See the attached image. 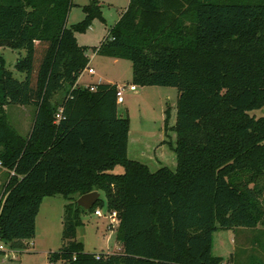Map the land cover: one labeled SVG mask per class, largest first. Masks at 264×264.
<instances>
[{"label":"trees","instance_id":"1","mask_svg":"<svg viewBox=\"0 0 264 264\" xmlns=\"http://www.w3.org/2000/svg\"><path fill=\"white\" fill-rule=\"evenodd\" d=\"M71 7L0 0V48L24 52L14 65L23 80L0 54L2 240L25 249L42 200L61 196L69 203L51 263L222 264L212 254L215 232L264 226V115H250L264 107V0H129L93 48L129 61L134 86L177 89L176 166L156 171L127 157L130 124L118 116L117 85L78 84L90 59L75 34L101 14L90 0L84 19L68 26ZM8 106L34 109L25 137L10 126ZM93 191L104 200L90 212L105 205L117 214L118 252L86 253L76 241L88 212L76 201Z\"/></svg>","mask_w":264,"mask_h":264},{"label":"rangeland","instance_id":"2","mask_svg":"<svg viewBox=\"0 0 264 264\" xmlns=\"http://www.w3.org/2000/svg\"><path fill=\"white\" fill-rule=\"evenodd\" d=\"M71 1L72 7L67 17L68 26L84 19L82 7L90 3V0ZM97 1L101 18H94L85 32L75 34L78 45L88 48V67L94 70L92 76L83 73L79 84L85 86L99 80H112L121 85H130L132 67L129 61L93 53V48L99 47L108 37L120 14L127 8L129 0ZM0 54L4 58L5 68L15 79L23 80L24 75L17 72L14 65L24 52L0 48ZM177 96L178 91L173 87L136 86L134 92L128 88L124 89V102L117 104L118 116L127 118L130 124L127 157L146 164L151 171L161 167L175 169L176 133L173 127L176 121ZM166 110H169L167 129L164 127ZM33 111L32 107L23 106L5 108L10 126L23 137L30 131ZM250 115H264V107L250 112ZM114 172L122 173V168L117 166ZM6 179L7 172L0 168V193ZM100 198L104 200L101 193ZM68 203L69 201L61 196L44 198L36 216L34 238L26 242L29 245L25 249L13 251L7 256L0 255V264H61L51 263L49 254L57 252L62 246V219L64 207ZM96 209L106 216L105 205L104 208ZM105 216L97 217L90 211L81 214L83 225L77 229L76 241L83 244L84 252L111 254L120 250L115 238L117 225L109 224ZM212 254L222 258V264H264V226L258 225L255 229L218 230L213 234Z\"/></svg>","mask_w":264,"mask_h":264},{"label":"built area","instance_id":"3","mask_svg":"<svg viewBox=\"0 0 264 264\" xmlns=\"http://www.w3.org/2000/svg\"><path fill=\"white\" fill-rule=\"evenodd\" d=\"M83 73H87L88 75H94V70L91 67H87ZM82 73V74H83ZM89 85H85L83 87H88ZM128 88L130 91H135L136 90V86L130 84V85H117V90H116V104H122L124 102V98H123V91L124 89ZM94 88H90V90H93ZM62 118L61 116V110H59V112L56 114V122L58 120H60ZM94 215L97 217H103L105 215L102 214V212L99 209H96L94 211ZM106 219H108L109 224H114V225H118V218H117V214L116 212H107ZM29 245V243H28ZM14 250L13 248H11L7 243H5L0 235V255H4L7 256L8 253H12ZM98 259V256L96 257Z\"/></svg>","mask_w":264,"mask_h":264},{"label":"water","instance_id":"4","mask_svg":"<svg viewBox=\"0 0 264 264\" xmlns=\"http://www.w3.org/2000/svg\"><path fill=\"white\" fill-rule=\"evenodd\" d=\"M100 193L97 191L90 192L88 194L82 195L76 201L78 207L82 208L84 211H89L94 204L97 202Z\"/></svg>","mask_w":264,"mask_h":264},{"label":"crops","instance_id":"5","mask_svg":"<svg viewBox=\"0 0 264 264\" xmlns=\"http://www.w3.org/2000/svg\"><path fill=\"white\" fill-rule=\"evenodd\" d=\"M92 76V75H91ZM98 83H109V84H115V85H121V84H119V83H116V82H113L112 80H99V81H97L96 83H94V84H98ZM78 84H79V80H78ZM79 85H82V84H79ZM87 85H89V84H87ZM92 85V84H91ZM129 130H130V128H129ZM135 160V159H134ZM115 227V226H114ZM113 227V228H114Z\"/></svg>","mask_w":264,"mask_h":264}]
</instances>
